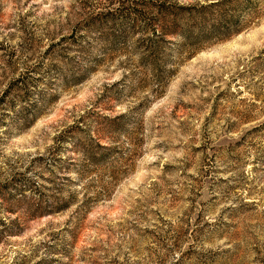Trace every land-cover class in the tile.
<instances>
[{
    "label": "rangeland",
    "instance_id": "374dc122",
    "mask_svg": "<svg viewBox=\"0 0 264 264\" xmlns=\"http://www.w3.org/2000/svg\"><path fill=\"white\" fill-rule=\"evenodd\" d=\"M0 264H264V0H0Z\"/></svg>",
    "mask_w": 264,
    "mask_h": 264
},
{
    "label": "trees",
    "instance_id": "16d2710c",
    "mask_svg": "<svg viewBox=\"0 0 264 264\" xmlns=\"http://www.w3.org/2000/svg\"><path fill=\"white\" fill-rule=\"evenodd\" d=\"M23 81H24V80H23ZM23 84H25V86H26V85L30 86L29 83H28V81H27V83H26V82H23ZM29 95H30V94H29ZM29 95H27V97H30ZM27 112H29V111H27ZM26 119L28 120V116L26 117ZM46 214H49V212H47Z\"/></svg>",
    "mask_w": 264,
    "mask_h": 264
}]
</instances>
